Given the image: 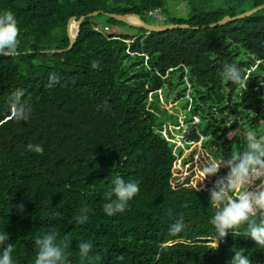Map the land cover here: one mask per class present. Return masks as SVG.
I'll list each match as a JSON object with an SVG mask.
<instances>
[{
  "label": "trees",
  "instance_id": "obj_1",
  "mask_svg": "<svg viewBox=\"0 0 264 264\" xmlns=\"http://www.w3.org/2000/svg\"><path fill=\"white\" fill-rule=\"evenodd\" d=\"M174 1L0 0V11L11 10L19 30L18 55L0 54V230L15 246L14 264H34L35 240L49 231L67 240V264H228L239 248L251 264H264V246L246 236V225L216 245L210 222L217 211L211 191L227 183L249 143L264 141V10L210 25L264 0H180L188 6L186 15L177 14L183 18L171 13ZM157 9L165 17L158 26L199 30L131 27L137 37L105 31L128 26L111 14L137 15L155 26L150 20L158 19L148 13ZM96 12L103 14L81 24L71 51L51 53L69 48L71 19ZM226 64L241 68L243 87L223 78ZM189 86L185 121L200 119L191 138L210 137L205 145L215 146L225 166L204 188L200 181L188 185L190 177L177 182L198 149L185 155L177 147L168 121L182 124L160 99L175 90L183 97ZM249 95L262 97L243 104ZM17 108L20 117L8 120ZM117 177L138 181L140 192L124 212L108 216L103 206ZM177 220L185 227L173 234ZM85 242L100 260L80 256Z\"/></svg>",
  "mask_w": 264,
  "mask_h": 264
},
{
  "label": "clouds",
  "instance_id": "obj_2",
  "mask_svg": "<svg viewBox=\"0 0 264 264\" xmlns=\"http://www.w3.org/2000/svg\"><path fill=\"white\" fill-rule=\"evenodd\" d=\"M18 27L17 21L11 10L0 11V54L15 56L18 48ZM95 67V65H93ZM222 76L241 87L245 84V77L241 68L236 64H226ZM23 95V92L19 93ZM22 109L12 110V117L18 119ZM30 150L36 153L43 152L40 145H29ZM250 151L237 157L240 163L231 168L227 183L223 180L211 191L210 203L217 211L211 218L217 241L223 240L229 232L238 229L241 225H246V236L251 238L256 245L264 246V141H254L248 145ZM188 164V163H187ZM186 164V165H187ZM220 166H223L221 168ZM224 164L211 162L198 169L204 180L209 176H214L219 169H224ZM222 175H219L220 178ZM254 180H261L260 185H253ZM208 181V180H207ZM257 186H260L257 188ZM253 187L255 189H253ZM140 192L138 181H126L122 177L114 180V187L109 196V202L103 206V211L112 216L125 211L128 203ZM22 209V205L20 206ZM86 217H81L85 219ZM185 225L182 220H177L172 224L170 232L180 233ZM59 234L56 231L46 232L42 237L35 240L39 250L35 257L34 264H67L68 247L67 240L59 241ZM10 235L6 230H0V264H14L13 251L14 244L10 243ZM91 243H81L79 254L82 258L90 260H100L99 256H93ZM245 249L239 248L234 252L228 264H251L250 257L245 255ZM122 259V257H121Z\"/></svg>",
  "mask_w": 264,
  "mask_h": 264
},
{
  "label": "rangeland",
  "instance_id": "obj_3",
  "mask_svg": "<svg viewBox=\"0 0 264 264\" xmlns=\"http://www.w3.org/2000/svg\"><path fill=\"white\" fill-rule=\"evenodd\" d=\"M170 11L171 13L179 18H183V16H177L178 15H186L188 12V6L186 3L180 1V0H175L170 4ZM157 21L150 20L153 24H156L155 26H158L157 23H163L165 20V17L163 13L161 12V16L157 18ZM72 24L79 25L78 21L75 20ZM72 26V25H71ZM160 26V25H159ZM100 27L103 29L105 28V20L101 19L100 20ZM107 33L110 35H115V36H133L137 37L142 35L138 30L131 28L129 26H116L105 30ZM128 43H132V41H129ZM187 82V80H186ZM257 90V89H255ZM192 89L190 86L187 88L186 93L184 94L183 97L179 98L180 91L175 90L174 93L171 91H168L167 94H161L160 99L161 103L164 105V109H166L170 115H173V119L176 121V118H179L180 123L182 124V127H175L172 124L173 120L168 121V128L170 130L174 131L176 134L175 136V141L177 142V147H180L185 155L191 154L196 148L198 149L196 154L192 157L190 156V161L188 164L181 169L180 174H176V177L178 178L177 182H185L187 178L190 177L189 184L188 185H198V182L200 181L202 183V187H206V181L210 180L212 176H209L204 180L203 176H201L198 172L199 168H202L203 166L208 165L211 162H217L216 161V149L215 146L212 145H205V141L209 140L210 137L208 138H200L199 141H195L194 139L191 138V135L193 133V130H195L196 125L200 122L199 118H195L193 122L186 123V113L190 112V107H188V110L186 111V103L184 102L186 99H189L190 103H192V98L190 96ZM262 97L260 95H249V97L243 102V104L247 105L252 99H255L251 104L255 105L257 103V100ZM182 102V103H181ZM229 122V120H228ZM233 122H229L228 126L231 125ZM243 123V119L239 120V124L241 125ZM176 128V129H175ZM182 128V131H181ZM238 133L242 134L243 136H247L248 133L246 130L239 128L237 129ZM179 163L183 162V157L178 161ZM218 163V162H217ZM223 168V166H220ZM219 177V176H218ZM217 177V178H218ZM264 180V177L261 178ZM176 182V183H177ZM175 183V184H176ZM258 185L257 180H254L253 185ZM261 186V184H260ZM258 186V187H260ZM257 187V188H258Z\"/></svg>",
  "mask_w": 264,
  "mask_h": 264
},
{
  "label": "water",
  "instance_id": "obj_4",
  "mask_svg": "<svg viewBox=\"0 0 264 264\" xmlns=\"http://www.w3.org/2000/svg\"><path fill=\"white\" fill-rule=\"evenodd\" d=\"M264 10V5L262 6H259L253 10H250V11H247L246 13L242 14V15H239V16H236V17H230V16H227L225 17L222 21L216 23V24H212L210 25L211 28H216V27H219V26H225L229 23H232V22H236V21H239V20H242V19H245V18H248V17H251V16H254L256 15L258 12ZM103 14L102 12H96V13H92L88 16H83L81 17L79 20H78V34L75 38H73L71 36V25L72 23L76 20V18H73L70 20L69 24H68V33H69V37H70V40H71V43H70V46L69 48L64 51V50H59V51H52L51 53L53 54H62V53H65L67 51H71L75 45H76V41H77V38L80 34V26L81 24L88 18H93V17H97L99 15ZM109 17L113 18V19H116L117 21L119 22H122V23H125L127 24L128 26L130 27H134V28H142V29H145L147 30L149 33L151 32H167V31H170V30H174V29H183V30H199V27H194L192 28L190 25H186V24H182V25H170V26H154V25H150V24H147L145 21H143L141 19L140 16H137V15H115V14H111L109 15ZM127 17H136L140 20V25H133L131 23H129L127 21ZM148 33V34H149ZM18 55V54H16Z\"/></svg>",
  "mask_w": 264,
  "mask_h": 264
},
{
  "label": "bare ground",
  "instance_id": "obj_5",
  "mask_svg": "<svg viewBox=\"0 0 264 264\" xmlns=\"http://www.w3.org/2000/svg\"><path fill=\"white\" fill-rule=\"evenodd\" d=\"M127 21L133 25H140V20L136 17H127ZM78 34V25L72 24L71 26V36L75 38Z\"/></svg>",
  "mask_w": 264,
  "mask_h": 264
},
{
  "label": "built area",
  "instance_id": "obj_6",
  "mask_svg": "<svg viewBox=\"0 0 264 264\" xmlns=\"http://www.w3.org/2000/svg\"><path fill=\"white\" fill-rule=\"evenodd\" d=\"M161 10L160 9H157V10H154V11H151V12H149L148 13V16L149 17H155V18H158L159 17V15L161 16ZM106 29H108V28H106ZM108 31H109V29H108ZM258 187V186H257Z\"/></svg>",
  "mask_w": 264,
  "mask_h": 264
},
{
  "label": "crops",
  "instance_id": "obj_7",
  "mask_svg": "<svg viewBox=\"0 0 264 264\" xmlns=\"http://www.w3.org/2000/svg\"><path fill=\"white\" fill-rule=\"evenodd\" d=\"M260 184H261V182H260ZM260 184H259V185H260ZM253 189H255V188L253 187Z\"/></svg>",
  "mask_w": 264,
  "mask_h": 264
}]
</instances>
